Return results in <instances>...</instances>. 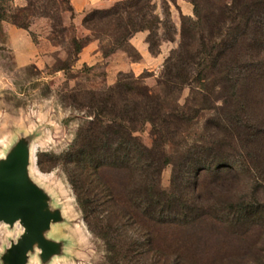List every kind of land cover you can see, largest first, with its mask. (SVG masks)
I'll return each mask as SVG.
<instances>
[{"label":"trees","instance_id":"obj_1","mask_svg":"<svg viewBox=\"0 0 264 264\" xmlns=\"http://www.w3.org/2000/svg\"><path fill=\"white\" fill-rule=\"evenodd\" d=\"M27 1L25 7H15L12 0H0V25L8 21L29 30L35 17H47L52 34L56 28L60 33L73 28L72 23L65 25L62 20L66 11L73 17L69 0ZM188 1L197 19L194 21L187 16L193 27H187L182 20L181 42L165 58L155 89L139 82L143 73L136 77L131 72L130 81L118 79L113 86L96 94L88 91L90 98L85 97L86 107L92 110L93 118L78 135L76 144L66 152L67 162L83 170L86 177L72 174L84 218L104 240L109 260L116 261L115 264L130 262L136 252L141 254L143 246L138 238L122 235L110 221L92 224L89 220L87 206L92 199L90 185L94 181L89 179V185L85 181L93 176L109 190L113 183L102 180L107 171L125 177V195L118 200L128 204L129 216L138 219L136 222L143 227L145 236L161 226L187 227L205 214L234 228L264 224L263 202L228 201L203 211L202 206L194 202L198 198L194 199L187 192L191 185L197 187L201 175L219 180L226 174L250 175L252 170L258 169L256 159L264 151V128L251 122L247 111L254 88L264 85V0H231L229 3L201 0L212 1L210 14L205 16L200 14L198 0ZM45 7L47 12H43ZM156 9L155 0H118L108 7L90 10L82 24L94 32L95 37V27L105 21L110 27L106 34L121 39L136 53L132 61H138L140 54L129 41L135 33L147 32L146 42L151 54L159 52L162 41L173 40L159 33L160 27H167L170 20L168 1L162 0L161 15ZM20 12L24 13L22 19L17 14ZM185 17L181 15V19ZM72 44L75 54L85 45L74 31ZM117 50L130 58L123 45L109 52ZM66 69V65L58 67V70ZM195 84L204 96L214 92L222 94L226 111L208 121L222 136H212L197 145H179L180 126L195 116L183 106L171 108L169 103L177 100L185 86ZM146 126L150 128V147L135 135ZM168 147L170 152L167 153ZM168 164L173 166V171L169 187L163 188L160 174ZM83 191L87 197H81Z\"/></svg>","mask_w":264,"mask_h":264},{"label":"rangeland","instance_id":"obj_2","mask_svg":"<svg viewBox=\"0 0 264 264\" xmlns=\"http://www.w3.org/2000/svg\"><path fill=\"white\" fill-rule=\"evenodd\" d=\"M198 1L201 16L209 15L212 1ZM214 1L229 3L231 0ZM155 2L156 12L161 15L162 0ZM1 9L0 3V12ZM43 12H47V7ZM17 14L20 19L23 18L24 13ZM53 17L58 18L57 15ZM189 17L194 21L197 19L194 14ZM174 19L170 15L167 27L159 29L163 38L173 37V40H165L170 42L168 46L172 47L171 50L181 42L182 20L187 27H193L187 16L181 19V15L175 14ZM95 28V37L92 36L94 32L85 27L77 29L74 25L65 33H60V29L56 28L52 34L50 21L48 31H30L34 41H38L39 37L42 40L53 39L50 42L54 50L50 58L39 64H21L14 61L11 50L4 45L5 34L0 27V157L21 137L30 140L31 145L35 146L36 168L46 177L37 181L50 194L53 204L64 210L65 216L64 223L57 224L55 231L56 237L66 239L67 255L44 262L33 254L28 264L116 263L109 260L104 240L90 228L78 204L72 174L84 177L83 170L68 163L66 158V152L76 144L78 135L93 118L92 110L86 107L85 97L90 98L87 92L96 94L105 91L118 79L130 81L131 72L136 77L139 75L128 66L137 57L136 53L116 35L106 34L109 24L101 21ZM73 31L80 38V43H85L77 54L72 44ZM118 45L127 49L129 59L118 50L110 54L109 51ZM45 48L41 46L42 50ZM62 65L68 69L58 70ZM162 68L163 62L161 65H152L151 62V68H144L139 82L155 89ZM222 98V94L217 92L204 96V92L195 84L185 86L177 100L170 101L171 108L183 106L195 116L189 123L180 126L177 137L179 145H197L212 136H222L208 123L210 118L226 111ZM247 112L251 122L264 128V85L254 88ZM149 129L146 126L135 135L150 147L152 139ZM166 151L170 152L169 147ZM256 163L258 169L252 170L250 175L226 174L219 180L210 175H201L197 187L191 185L187 192L194 199L198 198L194 202L201 205L203 211H210L228 201L264 203V151L259 153ZM172 171L171 164L162 168L160 182L163 188L169 187ZM124 178L113 171L104 173L103 182L109 180L114 185L109 190L93 176L85 181L86 185L90 184L89 179L94 181L90 185L93 188L90 194L92 199L87 206L90 222L110 221L122 235L138 238L142 243L141 254L136 252L130 262L120 264H264V224L234 228L205 214L187 227L161 226L153 234L145 236L143 227L136 222L138 219L129 216L128 204L118 200L125 195ZM83 193L81 197H87ZM20 232L18 224H0V253L10 241L16 240Z\"/></svg>","mask_w":264,"mask_h":264},{"label":"water","instance_id":"obj_3","mask_svg":"<svg viewBox=\"0 0 264 264\" xmlns=\"http://www.w3.org/2000/svg\"><path fill=\"white\" fill-rule=\"evenodd\" d=\"M33 167L35 146L23 137L0 157V224L21 228L0 253L1 264H28L33 254L44 262L67 255L66 239L50 237L51 232L56 236V225L64 223V210L53 204L37 181L46 177Z\"/></svg>","mask_w":264,"mask_h":264},{"label":"crops","instance_id":"obj_4","mask_svg":"<svg viewBox=\"0 0 264 264\" xmlns=\"http://www.w3.org/2000/svg\"><path fill=\"white\" fill-rule=\"evenodd\" d=\"M118 0H69L73 9V17L71 13L66 11L62 14V20L65 25L72 23L77 29H81L83 26L82 19L84 15L94 8H104L112 5ZM156 1V0H155ZM170 6V13L174 19V15L190 16L193 14V5L188 0H176L172 2L167 0ZM15 7H25L28 3L27 0H12ZM175 21V19H174ZM177 25V22L175 21ZM0 27H2L5 34L4 45L9 48L13 54L14 61L26 64V63H41L50 58V53L54 50V45L50 40L39 37L38 41H34L29 31L46 32L50 29V21L47 17H35L29 26V30L19 28L15 24L2 21ZM146 31H139L130 38V43L140 54L138 61H132L128 66L135 74H141L144 68H151L152 65H161L165 58L168 56L171 46H168L169 41H162L159 46V52L157 54H151L146 42ZM44 45L46 48L41 49ZM142 60V62H140ZM40 172V171H39ZM41 173V172H40ZM42 174V173H41ZM51 238L57 239L53 233H50Z\"/></svg>","mask_w":264,"mask_h":264},{"label":"bare ground","instance_id":"obj_5","mask_svg":"<svg viewBox=\"0 0 264 264\" xmlns=\"http://www.w3.org/2000/svg\"><path fill=\"white\" fill-rule=\"evenodd\" d=\"M34 168V170H35V172L37 173V174H39V175H41V176H43L35 167H33ZM43 173V172H42ZM51 178V177H50ZM46 183V182H45Z\"/></svg>","mask_w":264,"mask_h":264}]
</instances>
